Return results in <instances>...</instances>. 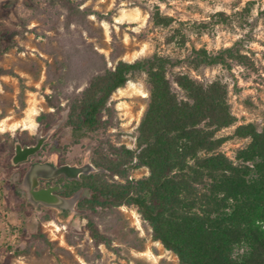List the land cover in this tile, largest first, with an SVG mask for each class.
Instances as JSON below:
<instances>
[{"label":"rangeland","instance_id":"rangeland-1","mask_svg":"<svg viewBox=\"0 0 264 264\" xmlns=\"http://www.w3.org/2000/svg\"><path fill=\"white\" fill-rule=\"evenodd\" d=\"M11 16L0 18V145L18 134L30 143L37 134L57 126L35 160L56 152L63 162L80 161L89 150L96 170L88 182H123L101 166L115 160L120 145L136 146V127L148 101L144 74H134L108 103L112 126L82 136L66 126L63 94L80 91L86 78L111 68L118 60L132 62L152 53L182 59L193 49L214 53L230 47V69L220 65L179 71L227 86V100L235 123L220 130L229 139L220 147L233 158L248 140L233 136L238 125L264 130V0H0ZM177 70V69H175ZM59 99L65 110L49 128L36 121L41 113H55L45 95L53 93L58 73ZM106 114V115H107ZM20 144V143H19ZM13 155L0 149V264H177L175 255L151 238V229L135 207H80L69 223H60L50 209L34 207L19 187ZM148 174L146 167L130 168L129 178ZM14 175V176H13ZM90 191L87 193L88 196ZM85 196V197H86ZM75 216V215H74ZM89 218L111 239L114 252L95 247L85 225Z\"/></svg>","mask_w":264,"mask_h":264},{"label":"trees","instance_id":"trees-1","mask_svg":"<svg viewBox=\"0 0 264 264\" xmlns=\"http://www.w3.org/2000/svg\"><path fill=\"white\" fill-rule=\"evenodd\" d=\"M8 14L1 4L0 18ZM233 58L230 47L214 53L201 47L182 59L152 53L132 62L118 60L90 74L80 91L63 94L65 124L82 136L112 126L108 103L132 75L144 74L148 85L135 148L110 149L116 159L101 165L123 182L91 185L80 207H135L150 227L152 240L172 252L177 264H264V130L251 123L236 126L233 136L248 142L228 157L220 147L229 137L217 135L235 123L226 84L202 82L179 71L183 64L230 69ZM66 78L67 72L58 73L54 94L45 95L55 113H41L36 121L46 128L65 110L58 94ZM26 140L15 134L0 149L9 152ZM140 167L148 174L129 178V169ZM85 229L95 247L104 244L117 251L90 218Z\"/></svg>","mask_w":264,"mask_h":264},{"label":"water","instance_id":"water-1","mask_svg":"<svg viewBox=\"0 0 264 264\" xmlns=\"http://www.w3.org/2000/svg\"><path fill=\"white\" fill-rule=\"evenodd\" d=\"M56 125L46 130L43 134H37L35 141L29 145H21L16 143L13 149V155L10 158L12 165L16 166L26 162L28 158L36 154L42 147L43 143L48 140L56 129ZM96 168L88 162L87 155L81 166L62 164L57 165L56 159L46 161L32 162L23 174L20 186L25 191L27 200L34 206L42 205L46 208L53 209L57 212L56 219L60 223H69L76 214L74 210L75 197L64 198L56 192L59 190V185H47L39 187L40 180H48L59 175H64L67 178H77L79 174H88L95 171ZM17 173L15 176L17 177Z\"/></svg>","mask_w":264,"mask_h":264},{"label":"flooded vegetation","instance_id":"flooded-vegetation-1","mask_svg":"<svg viewBox=\"0 0 264 264\" xmlns=\"http://www.w3.org/2000/svg\"><path fill=\"white\" fill-rule=\"evenodd\" d=\"M8 15L11 16V12H9ZM29 144H32V143L21 144V145H29ZM86 155H87V158H88V162L92 166H94L96 168L94 160H93V158L91 156V151L87 150L84 153V155L82 156V159L80 161H73V162H63V161H61L59 159L58 154L56 152L49 153L45 157H38L35 160H31L30 159L31 156H30L28 158V160H27L29 163H28L26 169L34 161H46V160H51L53 158L56 159L57 165L70 164V165L81 166L83 164V160H84ZM26 169H24V171H22V172H20V171L16 172L18 174V178H19V183H18L19 187H21L20 183H21L23 174L26 171ZM16 173H14V174H16ZM93 173H94V171H91L88 174H79V176L77 178H74V179L73 178H67L64 175H59V176H57L55 178L48 179V180H42L41 179L39 187H46L47 185L54 186V185L58 184L59 187H60L59 190L56 192L58 195H60L61 197H64V198H68V199L76 196V199H75V202H74V210L76 211V214H75V216H73V217H76V215L80 211V204H81L82 200L85 198L87 193L90 191L91 185L88 182V179L91 178ZM25 195H26V193H25ZM38 206L44 207L42 205H38ZM47 209H50V208H47ZM50 210L54 212L55 217H56L57 212L55 210H53V209H50Z\"/></svg>","mask_w":264,"mask_h":264}]
</instances>
